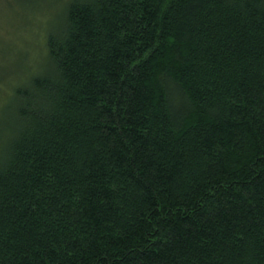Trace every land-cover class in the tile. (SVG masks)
<instances>
[{"label":"trees","instance_id":"1","mask_svg":"<svg viewBox=\"0 0 264 264\" xmlns=\"http://www.w3.org/2000/svg\"><path fill=\"white\" fill-rule=\"evenodd\" d=\"M40 61L0 76V264H264V0H68Z\"/></svg>","mask_w":264,"mask_h":264},{"label":"rangeland","instance_id":"2","mask_svg":"<svg viewBox=\"0 0 264 264\" xmlns=\"http://www.w3.org/2000/svg\"><path fill=\"white\" fill-rule=\"evenodd\" d=\"M67 2L0 0V76L7 80L3 81L4 86L10 87L16 72L19 78L25 71L38 67L47 35L60 23ZM2 110L4 106L0 109L1 121L5 119Z\"/></svg>","mask_w":264,"mask_h":264}]
</instances>
